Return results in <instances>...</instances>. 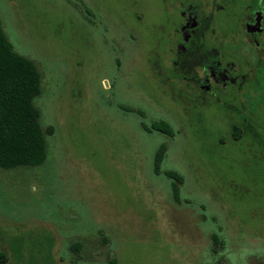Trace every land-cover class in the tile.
Instances as JSON below:
<instances>
[{
  "label": "rangeland",
  "instance_id": "obj_1",
  "mask_svg": "<svg viewBox=\"0 0 264 264\" xmlns=\"http://www.w3.org/2000/svg\"><path fill=\"white\" fill-rule=\"evenodd\" d=\"M134 1L140 20L132 0H0L6 38L40 75L46 152L0 168V264H264V88L235 102L246 130L226 95L178 77L200 73L197 58L173 67L180 38L160 34L172 19L158 0ZM237 51L255 64L252 42ZM154 120L173 135L143 129Z\"/></svg>",
  "mask_w": 264,
  "mask_h": 264
},
{
  "label": "flooded vegetation",
  "instance_id": "obj_2",
  "mask_svg": "<svg viewBox=\"0 0 264 264\" xmlns=\"http://www.w3.org/2000/svg\"><path fill=\"white\" fill-rule=\"evenodd\" d=\"M160 9L157 14L167 13L171 17L170 29L160 34L168 38L179 36L174 40L173 67L182 61L197 58L200 73H177L178 77L192 81L199 91L201 99L209 97L220 105H231L243 119L240 124L246 130L251 127L248 115L242 106L235 102L247 88L260 86L264 88V3L263 0H158ZM140 20L142 10L137 3ZM239 5V6H238ZM166 25V22H165ZM162 30L164 29L161 27ZM245 38L257 48L258 56L253 66L247 63V56L238 53L239 39ZM249 74L252 78H249ZM254 80V81H252ZM227 93V94H226ZM226 95L229 104L224 98ZM204 96V97H203ZM235 98V99H234ZM264 100V97H259ZM240 119V120H241ZM240 127L232 125V130ZM235 138V137H234ZM259 144L261 142L259 141Z\"/></svg>",
  "mask_w": 264,
  "mask_h": 264
},
{
  "label": "trees",
  "instance_id": "obj_3",
  "mask_svg": "<svg viewBox=\"0 0 264 264\" xmlns=\"http://www.w3.org/2000/svg\"><path fill=\"white\" fill-rule=\"evenodd\" d=\"M40 91V75L35 64L18 54L6 38L0 25V168L37 166L45 159V138L38 123V111L32 99ZM127 110V109H126ZM143 129L173 135L171 124L165 120H154L143 124ZM52 132L51 127L47 130ZM235 138L240 136L232 130ZM164 155L163 145L153 154V168L159 172ZM171 180V192L178 200L180 175L174 171L162 172ZM217 237L214 236L216 242ZM4 254L0 253V260ZM108 264H114L113 261Z\"/></svg>",
  "mask_w": 264,
  "mask_h": 264
}]
</instances>
